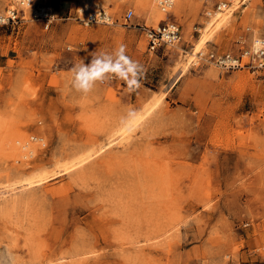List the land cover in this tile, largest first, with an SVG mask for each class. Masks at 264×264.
Returning a JSON list of instances; mask_svg holds the SVG:
<instances>
[{"label": "rangeland", "instance_id": "rangeland-1", "mask_svg": "<svg viewBox=\"0 0 264 264\" xmlns=\"http://www.w3.org/2000/svg\"><path fill=\"white\" fill-rule=\"evenodd\" d=\"M19 1L0 0V264H264V68L209 57L264 37V0L207 29L214 0ZM164 20L180 40L152 51ZM121 46L138 86L75 87Z\"/></svg>", "mask_w": 264, "mask_h": 264}, {"label": "built area", "instance_id": "built-area-1", "mask_svg": "<svg viewBox=\"0 0 264 264\" xmlns=\"http://www.w3.org/2000/svg\"><path fill=\"white\" fill-rule=\"evenodd\" d=\"M161 7H168V0H159ZM171 2V1H170ZM228 6L227 0H214L213 11H222L225 7ZM12 10L11 18H15L17 15ZM34 16L39 20L43 21L45 27H48L49 24L55 19V16L52 15L50 7L45 5H38L33 10ZM132 11L128 9L124 14V20H128L131 17ZM208 14V12H207ZM82 21L84 24L88 25L89 23L101 21L103 23L109 22V16L105 13L103 8H99L98 11L94 13L90 12L83 17ZM146 37L148 41V47L150 50L154 51L161 46L173 45L180 40V30L178 25L171 20H164L159 23L156 27H151L146 29ZM259 42L256 48H251L250 46L241 47L238 51V54L232 55L230 53H212L210 58L214 59L216 64H219L224 67L232 66H250L254 68H264V37H259L257 39Z\"/></svg>", "mask_w": 264, "mask_h": 264}, {"label": "clouds", "instance_id": "clouds-1", "mask_svg": "<svg viewBox=\"0 0 264 264\" xmlns=\"http://www.w3.org/2000/svg\"><path fill=\"white\" fill-rule=\"evenodd\" d=\"M118 54L119 60L115 64L96 58L90 65L79 67L78 71L74 69L76 72L75 87L87 92L90 88V82L101 78L105 72L119 73L120 78L130 80L132 84L138 86L135 72L137 64L124 55L123 46L118 50Z\"/></svg>", "mask_w": 264, "mask_h": 264}, {"label": "bare ground", "instance_id": "bare-ground-1", "mask_svg": "<svg viewBox=\"0 0 264 264\" xmlns=\"http://www.w3.org/2000/svg\"><path fill=\"white\" fill-rule=\"evenodd\" d=\"M29 1L30 0H20L19 2L21 3V5H24V4H28L29 3ZM156 3H157V5H158V7H159V9H161V10H163V11H167L168 10V8H170V6L172 5V3H173V1L174 0H168L169 2H168V4H169V6L168 7H166V8H164V7H161V5H160V1L159 0H154ZM171 1V2H170ZM228 4H229V2H228ZM226 8H227V6L225 7V9L224 10H222V11H214L215 13H214V17L210 20V22H209V24L205 27L206 29L212 24V23H214V22H216V24H219L222 20H224L227 16H228V12H229V10H226ZM99 9V8H98ZM98 9H95V10H93L94 11V13L96 12V11H98ZM93 11H91V12H93ZM104 11H105V13L109 16V14H108V12L104 9ZM132 11V10H131ZM9 12H11V10H9ZM153 12H154V14L156 13L157 14V22L158 21H160L162 18H160L161 17V13H158V11L156 10V9H154L153 10ZM90 13V12H89ZM88 14V13H87ZM160 18V19H159ZM159 19V20H158ZM109 21H110V16H109ZM96 22H101V21H96ZM102 23V22H101ZM203 34H205V32H203ZM207 35V34H206ZM204 36V35H203ZM201 38H202V36H201ZM256 39V41H258L257 39L258 38H255ZM208 39H206V36H204V38L202 39V40H200L201 42L198 44V45H196L193 49H194V52H192L191 54H195L197 51L196 50H198L204 43H206V41H207ZM255 40H253L252 42H254V43H252V45H251V48L253 49V48H256L257 46H258V43L259 42H256ZM26 144H27V142L24 144V145H22V146H26ZM28 151H32V150H28ZM31 182H28V184H30Z\"/></svg>", "mask_w": 264, "mask_h": 264}]
</instances>
